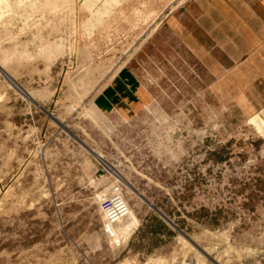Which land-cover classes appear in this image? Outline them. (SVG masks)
I'll return each instance as SVG.
<instances>
[{
    "label": "rangeland",
    "instance_id": "374dc122",
    "mask_svg": "<svg viewBox=\"0 0 264 264\" xmlns=\"http://www.w3.org/2000/svg\"><path fill=\"white\" fill-rule=\"evenodd\" d=\"M186 2L0 0V264H264V72L202 66ZM124 68L151 102L104 113Z\"/></svg>",
    "mask_w": 264,
    "mask_h": 264
},
{
    "label": "crops",
    "instance_id": "0c3cea01",
    "mask_svg": "<svg viewBox=\"0 0 264 264\" xmlns=\"http://www.w3.org/2000/svg\"><path fill=\"white\" fill-rule=\"evenodd\" d=\"M172 33L219 81L254 82L264 72V0H188L170 15ZM152 94L129 69L96 96L104 113H141Z\"/></svg>",
    "mask_w": 264,
    "mask_h": 264
},
{
    "label": "water",
    "instance_id": "95a60500",
    "mask_svg": "<svg viewBox=\"0 0 264 264\" xmlns=\"http://www.w3.org/2000/svg\"><path fill=\"white\" fill-rule=\"evenodd\" d=\"M0 72H2L1 70H0ZM2 74H4L3 72H2ZM6 78H7V80L8 81H10V79L7 77V76H5ZM11 82V81H10ZM14 84H16V83H14ZM16 86H17V90L20 92V93H22L25 97H27V98H29V96L23 91V89L21 88V87H19L17 84H16ZM69 133V132H68ZM70 134V133H69ZM73 138H75V140L77 141V142H79L88 152H90L93 156H95L98 160H100V162H103L102 164H104V166H108V168H110V169H112V167L110 166V165H108L104 160H102V158L97 154V153H95L94 151H92L91 149H89L86 145H84L80 140H78L74 135H72V134H70ZM112 171H113V169H112ZM114 172V175L117 177V178H119L120 180H121V178H120V176L115 172V171H113ZM142 198V197H141ZM153 210H155V212L157 213V214H159V216L162 218V219H164V221L166 222V223H168L170 226H172L175 230H177L178 232H180V233H182L180 230H178L177 229V227L170 221V220H168L162 213H160L156 208H154L150 203H148V201H146L144 198H142ZM183 235V234H182ZM184 236V235H183Z\"/></svg>",
    "mask_w": 264,
    "mask_h": 264
},
{
    "label": "bare ground",
    "instance_id": "6f19581e",
    "mask_svg": "<svg viewBox=\"0 0 264 264\" xmlns=\"http://www.w3.org/2000/svg\"><path fill=\"white\" fill-rule=\"evenodd\" d=\"M13 84V86L15 85V87H16V84H14V83H12ZM100 161V160H99ZM101 163H103V162H101ZM104 165V164H103ZM107 167V169L110 171V172H113L112 171V169H110V168H108V166H106Z\"/></svg>",
    "mask_w": 264,
    "mask_h": 264
},
{
    "label": "trees",
    "instance_id": "16d2710c",
    "mask_svg": "<svg viewBox=\"0 0 264 264\" xmlns=\"http://www.w3.org/2000/svg\"><path fill=\"white\" fill-rule=\"evenodd\" d=\"M164 226V224H162Z\"/></svg>",
    "mask_w": 264,
    "mask_h": 264
}]
</instances>
